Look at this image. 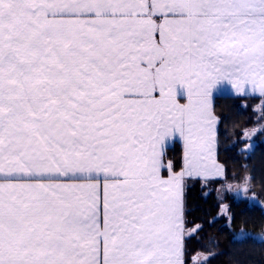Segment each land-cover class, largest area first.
I'll return each mask as SVG.
<instances>
[{
    "label": "snow or ice",
    "instance_id": "6c2138e0",
    "mask_svg": "<svg viewBox=\"0 0 264 264\" xmlns=\"http://www.w3.org/2000/svg\"><path fill=\"white\" fill-rule=\"evenodd\" d=\"M226 86L264 97V0H0V264H185Z\"/></svg>",
    "mask_w": 264,
    "mask_h": 264
},
{
    "label": "trees",
    "instance_id": "16d2710c",
    "mask_svg": "<svg viewBox=\"0 0 264 264\" xmlns=\"http://www.w3.org/2000/svg\"><path fill=\"white\" fill-rule=\"evenodd\" d=\"M261 98L236 97L245 101L243 110L248 114L237 128L239 134L254 123L256 113L251 106ZM228 181L186 179V229L196 226V231L185 236V264L198 253L208 257L200 264H264V173L250 177L235 192L221 194L220 186Z\"/></svg>",
    "mask_w": 264,
    "mask_h": 264
},
{
    "label": "rangeland",
    "instance_id": "374dc122",
    "mask_svg": "<svg viewBox=\"0 0 264 264\" xmlns=\"http://www.w3.org/2000/svg\"><path fill=\"white\" fill-rule=\"evenodd\" d=\"M263 98L252 104L251 108L256 113L253 117L254 123L245 128L241 134L237 132V128L242 125L248 116L243 110L245 101H237L236 97H232V99L221 97L214 103L218 116H224L223 124L218 131L217 152L215 154L217 163L223 168V175H212L208 178L230 179V181L220 186L219 192L221 194L225 191L235 192L246 184L250 177L261 176L264 173ZM254 129L257 131L253 133ZM173 146L168 156H166V160L172 161L173 167H178V164L182 167L184 166L182 145L175 143ZM192 229H196V226L186 229L185 234L188 235ZM195 255H197V258L190 260L189 264H200L206 257L202 253Z\"/></svg>",
    "mask_w": 264,
    "mask_h": 264
},
{
    "label": "crops",
    "instance_id": "0c3cea01",
    "mask_svg": "<svg viewBox=\"0 0 264 264\" xmlns=\"http://www.w3.org/2000/svg\"><path fill=\"white\" fill-rule=\"evenodd\" d=\"M227 87V91L222 93V94H219V95H216L214 94L213 96V113L214 115L217 117V124H216V141H217V138H218V131H219V127L222 126L223 124V120H221V118L218 116V111H216L215 107H214V103L215 101L218 99V98H223V97H226V98H229V99H232V97H245V96H249V97H260L258 94H251V93H248V94H245V95H238L234 90H232L230 88V86H226ZM181 103L185 102L183 99L180 100ZM175 143H180L182 145V156L184 157V146H183V142L179 139V137H175V138H172L170 139L169 141L166 142V144L164 145L163 147V150H162V156H161V162H162V169H161V174L164 175L165 177L167 176L168 174V169H167V166L168 164H171L172 165V168H173V171H180L183 166L181 167V165L178 164V167H173V162L172 161H168L166 160V156H168L169 154V151L171 150V148H173L175 145ZM216 149H217V146H216ZM217 151H215V154H216ZM186 232V230H185ZM186 236V234H185Z\"/></svg>",
    "mask_w": 264,
    "mask_h": 264
}]
</instances>
